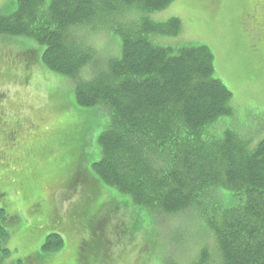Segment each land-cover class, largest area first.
<instances>
[{"label": "trees", "instance_id": "1", "mask_svg": "<svg viewBox=\"0 0 264 264\" xmlns=\"http://www.w3.org/2000/svg\"><path fill=\"white\" fill-rule=\"evenodd\" d=\"M175 1L18 0L12 14L0 16V34L32 37L45 46L43 62L70 76L79 105L108 108L97 182L128 194L160 222L183 213L197 218V251L170 264H264V139L252 146L233 128L218 131L233 113V93L214 76L208 46L171 41L181 18L156 14ZM104 31L120 36L119 55H101L88 43ZM4 211L0 253L7 250ZM62 245L52 233L44 247Z\"/></svg>", "mask_w": 264, "mask_h": 264}, {"label": "rangeland", "instance_id": "2", "mask_svg": "<svg viewBox=\"0 0 264 264\" xmlns=\"http://www.w3.org/2000/svg\"><path fill=\"white\" fill-rule=\"evenodd\" d=\"M17 8L18 0H0V16ZM172 16L181 18L182 30L171 41L208 46L214 76L233 93V113L218 131L233 128L256 145L264 139V0H176L156 14ZM104 32L88 43L101 55L121 53L120 36ZM44 50L32 37L0 34V207L7 230L0 264H170L192 257L203 240L192 214L160 222L101 181L98 194L94 163L102 157L108 108L79 105L72 79L43 62ZM101 213L109 216L96 229ZM52 233L63 245L47 250Z\"/></svg>", "mask_w": 264, "mask_h": 264}]
</instances>
